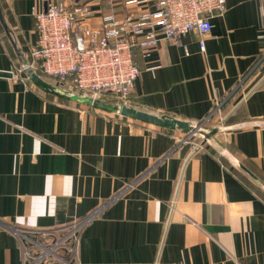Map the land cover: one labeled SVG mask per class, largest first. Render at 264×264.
Returning a JSON list of instances; mask_svg holds the SVG:
<instances>
[{
    "label": "crops",
    "instance_id": "obj_1",
    "mask_svg": "<svg viewBox=\"0 0 264 264\" xmlns=\"http://www.w3.org/2000/svg\"><path fill=\"white\" fill-rule=\"evenodd\" d=\"M126 1L52 0L91 8L75 31L154 9ZM44 4L0 0V72L11 74L0 77V264H20L12 229L94 211L80 264H264L261 3L224 0L208 34L133 48L128 106L148 122L120 115L108 92L93 98L40 72L29 53ZM161 116L188 127L159 126Z\"/></svg>",
    "mask_w": 264,
    "mask_h": 264
},
{
    "label": "built area",
    "instance_id": "obj_2",
    "mask_svg": "<svg viewBox=\"0 0 264 264\" xmlns=\"http://www.w3.org/2000/svg\"><path fill=\"white\" fill-rule=\"evenodd\" d=\"M40 1L45 9L34 15L37 42L29 53L32 62L46 77L88 92L93 98L110 93L118 106L131 103L139 74L133 48L146 55L161 40L176 42L192 31L206 35L212 28L211 17L225 10L224 0H153L152 11L131 12L120 19L110 13L101 18L99 26L84 25L75 31L80 22L91 18L90 7L85 3L66 7L52 0ZM258 1L264 7V0ZM144 2L131 0L125 5ZM95 214L57 229H12L21 247L20 264H80L79 237Z\"/></svg>",
    "mask_w": 264,
    "mask_h": 264
},
{
    "label": "water",
    "instance_id": "obj_3",
    "mask_svg": "<svg viewBox=\"0 0 264 264\" xmlns=\"http://www.w3.org/2000/svg\"><path fill=\"white\" fill-rule=\"evenodd\" d=\"M11 74L9 72H0V77H10ZM117 112L122 115V116H125V117H130L132 119H139V120H142V121H145V122H148V120L144 117H141L140 113L136 110V109H133L129 106H118L117 108ZM158 122L157 124L159 126H162L164 128H168V129H175V128H179V129H182V128H187L188 127V123L187 122H184V121H178L176 119H173L169 116H161L160 118L157 119Z\"/></svg>",
    "mask_w": 264,
    "mask_h": 264
},
{
    "label": "rangeland",
    "instance_id": "obj_4",
    "mask_svg": "<svg viewBox=\"0 0 264 264\" xmlns=\"http://www.w3.org/2000/svg\"><path fill=\"white\" fill-rule=\"evenodd\" d=\"M221 121H222V125L220 124V127H222V129H223V127L226 126L225 123H227V119H224V120H221Z\"/></svg>",
    "mask_w": 264,
    "mask_h": 264
}]
</instances>
